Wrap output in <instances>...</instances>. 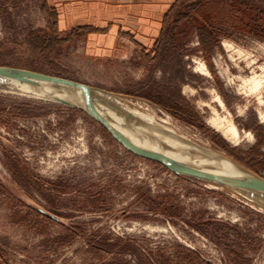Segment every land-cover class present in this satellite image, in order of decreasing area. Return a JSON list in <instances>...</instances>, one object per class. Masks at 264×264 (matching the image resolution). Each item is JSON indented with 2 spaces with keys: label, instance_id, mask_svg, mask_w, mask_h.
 I'll use <instances>...</instances> for the list:
<instances>
[{
  "label": "rangeland",
  "instance_id": "rangeland-1",
  "mask_svg": "<svg viewBox=\"0 0 264 264\" xmlns=\"http://www.w3.org/2000/svg\"><path fill=\"white\" fill-rule=\"evenodd\" d=\"M83 25L100 31L35 49L37 37ZM255 31L264 0H0V65L104 90L143 111L128 118L140 138L195 143L264 178V81H247L264 74ZM21 94L0 89V264H194L190 253L264 264V208L128 152L77 108Z\"/></svg>",
  "mask_w": 264,
  "mask_h": 264
},
{
  "label": "water",
  "instance_id": "water-1",
  "mask_svg": "<svg viewBox=\"0 0 264 264\" xmlns=\"http://www.w3.org/2000/svg\"><path fill=\"white\" fill-rule=\"evenodd\" d=\"M0 76L24 81L40 91L47 100L59 102L81 110L100 125L104 131L125 150L136 156L153 161L170 172L206 180L219 185L264 194V178L261 176L247 171L240 174L217 172L194 163L174 160L159 151L137 143L134 139L118 130L103 114L102 109L99 108L95 100L96 90H104L67 78L12 66L0 65ZM6 88L7 86L0 84V89ZM77 90L80 92V97L75 98L73 94H75ZM65 94H68L67 97H65ZM104 103L115 112L130 118V114L126 113L118 106L107 101ZM152 139L154 138L152 137Z\"/></svg>",
  "mask_w": 264,
  "mask_h": 264
},
{
  "label": "bare ground",
  "instance_id": "bare-ground-1",
  "mask_svg": "<svg viewBox=\"0 0 264 264\" xmlns=\"http://www.w3.org/2000/svg\"><path fill=\"white\" fill-rule=\"evenodd\" d=\"M237 52H240V51L237 50ZM198 68L202 73L207 72L203 63H199ZM247 81L250 82L251 88L253 90L258 89L260 87L261 83L264 81V74L262 76L253 75L250 78H248ZM0 84L7 86L6 90H9V91L11 90V91H15V92H20L23 95L25 94L27 96H32V97L41 98V99H47L40 91H38L32 85H30L24 81H21V80L10 79V78L0 76ZM65 95H66L65 97H67L68 94H65ZM73 97H75V98L80 97V92L77 90V92L75 94H73ZM95 100H96V103L98 104L99 108L102 109L103 114L108 118V120L118 130H120L121 132L126 134L128 137L134 139L137 143H139L143 146H146V147L151 148L153 150L159 151L162 154H164L165 156L172 158L174 160L194 163V164H197V165L202 166L204 168L212 169V170L217 171V172L234 173V174H240V173L246 172L240 166H238L237 163H235L234 161H232L228 157L223 156L219 153H216L213 150H210L208 148L198 146L195 143L191 144V148H185V147L180 145V146H175V147L168 149V148L164 147L163 145L160 146V145L155 144V143H153V142H151L145 138L144 139L140 138L131 129L128 117L123 116V115L115 112L111 108L107 107L104 102H106V101L110 102V103L118 106L120 109H122L126 113L133 115V116H138V115L142 116L143 115L142 110L134 108L132 106L130 107L127 102H124L119 97H116V96H114V95H112L106 91L96 90ZM216 100L222 105L223 102L221 101V99L219 98V96L217 94L215 95V101ZM145 110H146V108H145ZM144 114H145V112H144ZM150 116H149V118H150ZM154 117H156V116H154ZM151 120L154 121L153 119H151ZM160 121L158 123H160ZM211 121L213 124H215L218 128H220L222 130L223 135L229 136L230 138H232L234 140L238 139L239 136H238L237 127L232 122L231 119L226 120L225 118L218 116L216 113L214 115V117L211 118ZM164 123L165 122H163V125H164ZM171 127H169V128H171ZM213 186L220 188V189H223V190L231 193L232 195L236 194V195L242 196L245 199H247V201H250L251 203L257 204L260 207L264 208V194H260V193L249 191V190L219 185V184H216Z\"/></svg>",
  "mask_w": 264,
  "mask_h": 264
},
{
  "label": "trees",
  "instance_id": "trees-1",
  "mask_svg": "<svg viewBox=\"0 0 264 264\" xmlns=\"http://www.w3.org/2000/svg\"><path fill=\"white\" fill-rule=\"evenodd\" d=\"M174 6H175V3L172 5V8H174ZM172 8H170V10ZM168 14H169V12L166 13V19H167ZM190 18L191 17H189L188 14H185L183 19L190 20ZM166 19L163 21V26H162V28L160 30V33H159V39L157 40V42L155 43V47H153L152 51H151L152 53H154L153 59L159 58L160 51L163 48L164 43L166 42V38H167V33H166L167 23H166ZM200 19L202 20L203 23H207L208 22V17L205 16V15H203ZM52 31L55 34L57 32V28L55 27ZM81 31L82 32H91V31L93 32V31H100V29L96 28V27L88 26V25L72 27V28H70V29L65 31V33H64L65 37H63L61 39H57V37L55 35H54L55 37H52V39H50L45 34V35H42L41 37H37V42L36 43L38 44V46H36L35 49H37L39 51H42V52L51 53V52H53L56 49V45L58 44L57 40H59L61 42H64V43L69 42L72 39V37H74L78 32H81ZM201 32L204 34V37L207 40V42H209L211 37L214 35V33L212 31H209L208 26L205 27L203 29V31H201ZM253 33L256 34L257 36L264 37V33H262V32L255 31ZM45 36L47 38H45ZM201 43H202V48L204 49V51L209 49V44L208 43L205 44L204 38H201ZM164 107L167 109L166 106H164ZM75 110H77V109H75ZM77 111L80 112L79 110H77ZM171 112L173 114H175V115L179 114V112H177V111H171ZM263 143H264V141H262L261 139L258 140L257 143H256L255 148L260 147ZM204 224H208L209 225L210 223L209 222H205ZM198 230L202 231V229H198ZM190 254H191L192 260L194 261V264H207V263L201 261L200 259H198L193 253H190Z\"/></svg>",
  "mask_w": 264,
  "mask_h": 264
}]
</instances>
